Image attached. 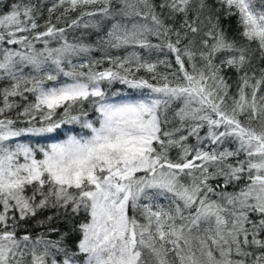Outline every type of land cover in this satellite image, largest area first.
<instances>
[{
    "label": "snow or ice",
    "instance_id": "1",
    "mask_svg": "<svg viewBox=\"0 0 264 264\" xmlns=\"http://www.w3.org/2000/svg\"><path fill=\"white\" fill-rule=\"evenodd\" d=\"M0 264H264V0H0Z\"/></svg>",
    "mask_w": 264,
    "mask_h": 264
},
{
    "label": "trees",
    "instance_id": "2",
    "mask_svg": "<svg viewBox=\"0 0 264 264\" xmlns=\"http://www.w3.org/2000/svg\"><path fill=\"white\" fill-rule=\"evenodd\" d=\"M117 87H119V85H117Z\"/></svg>",
    "mask_w": 264,
    "mask_h": 264
}]
</instances>
